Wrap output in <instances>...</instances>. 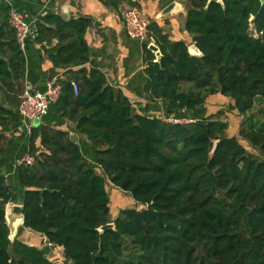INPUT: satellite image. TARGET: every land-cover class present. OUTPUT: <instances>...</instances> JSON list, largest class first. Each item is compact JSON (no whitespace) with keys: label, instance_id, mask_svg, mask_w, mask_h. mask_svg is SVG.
I'll return each mask as SVG.
<instances>
[{"label":"trees","instance_id":"1","mask_svg":"<svg viewBox=\"0 0 264 264\" xmlns=\"http://www.w3.org/2000/svg\"><path fill=\"white\" fill-rule=\"evenodd\" d=\"M179 1L200 55L150 21L160 56L143 44L144 91L173 117L196 112L211 94L231 98L243 117L238 135L256 153L226 135L222 110L187 122L135 113L90 58V18L47 13L37 16L33 38L52 64L50 79L64 73L54 107L94 144L100 172L68 130L33 126V161L16 166L18 195L3 172L4 130L20 121L25 57L7 17L0 26V264H58L37 244L9 239L8 202L22 205V227L58 249L63 264H264V107L251 113L264 105V2ZM107 182L140 208L111 217Z\"/></svg>","mask_w":264,"mask_h":264},{"label":"crops","instance_id":"2","mask_svg":"<svg viewBox=\"0 0 264 264\" xmlns=\"http://www.w3.org/2000/svg\"><path fill=\"white\" fill-rule=\"evenodd\" d=\"M131 1L138 6L142 16L149 22L155 21L170 40H184L187 46L194 44L191 35L184 29L186 8L181 1ZM172 1L177 2L175 7L170 13L161 15L165 6ZM122 3L128 4L124 0H0V26L8 17L11 8L25 15L28 21L34 22L37 16L47 13L58 14L64 19L78 16L90 18L91 25L85 31L84 39L87 42L93 64L101 70L109 84L118 87L130 100L135 113L164 118L166 109L163 101L151 99L144 91L147 79L143 59V44L145 42L126 35L118 12V7ZM149 39V42L154 43L151 37ZM55 43L56 39L52 44ZM21 49L25 57L24 88L44 91L46 83L51 77L49 71L52 66L51 62L43 53L40 45L35 42L33 36L25 38ZM57 75L63 77L64 73L58 69ZM196 112L201 113L202 108ZM196 112L194 113L196 114ZM185 113L191 112L186 111ZM210 113L213 111L209 113L207 111V114ZM44 124L68 130L69 134L75 135V142L83 156L96 172H100L96 164L94 144L85 135L76 131L74 122L59 116L54 103L50 105L48 113L39 118V125ZM4 131L8 137V146L3 172L10 185L12 184L13 190L21 195L22 188L19 186L16 176V166L18 165L16 161L28 153L30 131H27L21 120Z\"/></svg>","mask_w":264,"mask_h":264},{"label":"built area","instance_id":"3","mask_svg":"<svg viewBox=\"0 0 264 264\" xmlns=\"http://www.w3.org/2000/svg\"><path fill=\"white\" fill-rule=\"evenodd\" d=\"M118 12L126 35L130 38L141 40L145 44L148 42L146 44L148 47L151 44L148 36L149 21L142 16L138 6L122 3L118 7ZM8 23L15 30L17 42L20 47L23 45L26 37L33 36L35 31L34 21H28L25 15L14 8L9 9ZM57 78L58 75H55L49 79L44 91L24 89L20 93V103L17 106V112L20 116L21 123H23L27 131H30L33 127V121L36 118L46 115L50 105L56 101L60 91ZM72 84L73 91L76 93L77 86L74 82ZM163 120L167 122H187L190 119L165 116ZM32 161L33 158L27 153L19 158L16 163L18 165L22 163L30 164Z\"/></svg>","mask_w":264,"mask_h":264},{"label":"rangeland","instance_id":"4","mask_svg":"<svg viewBox=\"0 0 264 264\" xmlns=\"http://www.w3.org/2000/svg\"><path fill=\"white\" fill-rule=\"evenodd\" d=\"M264 107L263 104H259L258 102L252 109L251 113L256 115V117L259 116L258 111ZM217 110H222L223 115L221 116L222 119L227 120L228 122V129L226 131V135H234L238 137V139L241 141L243 146L246 148L248 152L256 153V151L250 146V144L243 140L238 135V130L240 128V125L242 123L243 117L238 115L236 111L233 108V100L229 97H224L223 95L216 93L208 95V100H205V103L202 107L201 113H185L176 115V118H182V119H188L189 117H197V116H205L211 111L216 112ZM11 187L13 188L12 184ZM106 191L109 198V215L113 217L114 215L118 214L119 210L122 208H133L138 207L140 208V205L138 202H136L132 196L126 192L123 191L110 182L106 183ZM20 240H23L29 244H37L38 246L44 248L50 257H52L53 260L57 261L58 264H63L62 261V254L61 252L48 244L45 241V238L35 234L34 232L20 226L18 228L17 234L15 235Z\"/></svg>","mask_w":264,"mask_h":264},{"label":"water","instance_id":"5","mask_svg":"<svg viewBox=\"0 0 264 264\" xmlns=\"http://www.w3.org/2000/svg\"><path fill=\"white\" fill-rule=\"evenodd\" d=\"M220 1V0H217ZM262 2H264V0H261ZM177 2L172 1L169 4H167V6H165V8L162 10L161 15H166L168 13L171 12V10L175 7ZM36 32L34 31L33 34H35ZM193 48L194 53L190 52V48ZM149 49H151L157 56V58L160 56V52L158 47L154 44L151 43L148 46ZM188 52L190 54H196V55H200V51L196 48V46L194 44H191L190 46H188ZM39 125V118H36L33 121V126H38ZM70 140L75 142L76 141V137L73 134H70ZM148 208H150V205L147 206ZM4 214H5V220H6V224L9 228V239L12 241L15 238V235L17 234L18 228L20 226H23L24 223V218H23V214H22V205L19 203H12V202H8L5 204V208H4ZM113 227V222H109L101 227H99V231H102L106 228H111ZM47 256V255H46Z\"/></svg>","mask_w":264,"mask_h":264},{"label":"bare ground","instance_id":"6","mask_svg":"<svg viewBox=\"0 0 264 264\" xmlns=\"http://www.w3.org/2000/svg\"><path fill=\"white\" fill-rule=\"evenodd\" d=\"M189 50H190V52H191V53H194V50H193V48H192V47H191Z\"/></svg>","mask_w":264,"mask_h":264}]
</instances>
